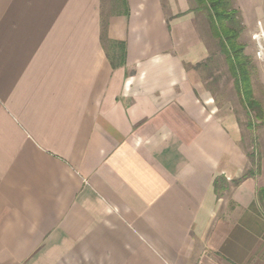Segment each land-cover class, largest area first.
<instances>
[{
  "label": "crops",
  "instance_id": "1",
  "mask_svg": "<svg viewBox=\"0 0 264 264\" xmlns=\"http://www.w3.org/2000/svg\"><path fill=\"white\" fill-rule=\"evenodd\" d=\"M127 2L0 0V264H264V154L235 186L243 133L193 68L190 0Z\"/></svg>",
  "mask_w": 264,
  "mask_h": 264
},
{
  "label": "trees",
  "instance_id": "2",
  "mask_svg": "<svg viewBox=\"0 0 264 264\" xmlns=\"http://www.w3.org/2000/svg\"><path fill=\"white\" fill-rule=\"evenodd\" d=\"M118 1V9L115 14L128 16L130 10L127 0ZM195 1L197 3L196 10L206 11L208 14L212 35L218 39L221 51L225 55L229 73L234 80L241 104L249 112H253L258 121L264 123V107L256 99L254 93L252 78L255 65L250 56L246 54V45L240 41L244 26L239 11L233 7V0ZM102 44L112 67L114 69L123 67L126 63V44L108 38L105 18L102 19ZM209 58L193 68L200 72L203 67L207 66ZM260 172L261 161L256 162L252 159V166L240 179L234 181V185L237 186L250 178H255L260 175ZM214 187L216 194L220 196L229 189V184L226 178L220 177L215 180ZM258 199L263 205L264 196L261 191L258 192Z\"/></svg>",
  "mask_w": 264,
  "mask_h": 264
},
{
  "label": "rangeland",
  "instance_id": "3",
  "mask_svg": "<svg viewBox=\"0 0 264 264\" xmlns=\"http://www.w3.org/2000/svg\"><path fill=\"white\" fill-rule=\"evenodd\" d=\"M118 0H103L104 15L114 14L118 9ZM192 10L195 11L196 26L210 49V60L207 66L200 71V77L206 89L216 99L218 106L229 108L239 120L242 129V148L248 156L250 166L252 159L258 162L264 154V123L258 121L253 112H249L241 104L240 98L234 86L226 62L225 55L219 46V41L211 32L209 17L206 11L196 10L197 3L190 0ZM236 9V6L233 5ZM244 30L240 41L246 45V54L252 59L255 69L253 71V86L255 97L264 107V63L259 62L256 57V44L253 34L258 30L259 22L264 27V17H241ZM254 157V158H252Z\"/></svg>",
  "mask_w": 264,
  "mask_h": 264
},
{
  "label": "built area",
  "instance_id": "4",
  "mask_svg": "<svg viewBox=\"0 0 264 264\" xmlns=\"http://www.w3.org/2000/svg\"><path fill=\"white\" fill-rule=\"evenodd\" d=\"M253 40L256 44L255 57L259 62L264 63V27L261 22L258 24V30L253 34Z\"/></svg>",
  "mask_w": 264,
  "mask_h": 264
}]
</instances>
